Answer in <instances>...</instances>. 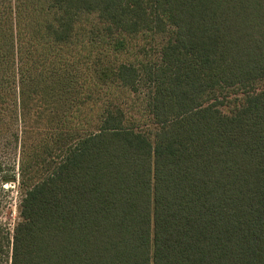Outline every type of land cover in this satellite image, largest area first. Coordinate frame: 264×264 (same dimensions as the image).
<instances>
[{
  "label": "trees",
  "instance_id": "obj_1",
  "mask_svg": "<svg viewBox=\"0 0 264 264\" xmlns=\"http://www.w3.org/2000/svg\"><path fill=\"white\" fill-rule=\"evenodd\" d=\"M85 14L109 35H167L157 61L97 71L146 89L147 128L115 102L80 128L90 118L68 67ZM262 82L264 0H0V91L24 137L39 136L24 158L66 132L60 161L0 224V264H264Z\"/></svg>",
  "mask_w": 264,
  "mask_h": 264
},
{
  "label": "rangeland",
  "instance_id": "obj_2",
  "mask_svg": "<svg viewBox=\"0 0 264 264\" xmlns=\"http://www.w3.org/2000/svg\"><path fill=\"white\" fill-rule=\"evenodd\" d=\"M103 26L96 15L85 14L79 19L74 35L76 51L71 59H76L77 66L75 69L68 67V70L72 69L73 72L79 74L80 88L79 92L76 91L73 96L86 101V114L90 118V121L81 120L80 128L87 130L95 128L99 112L103 111L110 102L124 105L132 120L131 123L135 122L140 127L147 128L150 119L145 115L143 104V98L147 95L146 89L142 87L139 91L133 92L112 78L102 83L97 77V71L101 65L106 67L117 65L120 62L142 64L157 61L167 35H152L146 32L135 35H120L119 33L109 35ZM93 31L95 33L89 37L91 42L84 43V35ZM63 66L66 65L63 64ZM91 69H93L92 72ZM263 88L264 82L259 83L257 90ZM0 94L8 97L4 102L0 101V224L13 225L18 216L17 209L24 190L50 173L55 164L60 161V150L63 144L60 145L59 136L62 133L65 137L66 132H61L60 128L56 131L57 133L60 131V135L53 134L51 137L45 134L42 139H44L43 143L48 142L45 144L48 146L41 154L40 161L30 162L28 158H24V147L26 152L30 151L28 149L33 147L39 137L38 131L33 129L31 138L26 139L23 132L24 123L17 116L13 95L10 96L7 90L0 91ZM241 99V92H230L224 111L231 112L241 103ZM28 125L27 129L31 128V124ZM7 176H16V179L5 182L3 178Z\"/></svg>",
  "mask_w": 264,
  "mask_h": 264
}]
</instances>
